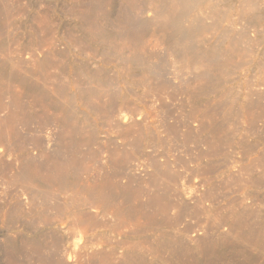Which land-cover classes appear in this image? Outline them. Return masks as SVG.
I'll use <instances>...</instances> for the list:
<instances>
[{
  "label": "rangeland",
  "instance_id": "obj_1",
  "mask_svg": "<svg viewBox=\"0 0 264 264\" xmlns=\"http://www.w3.org/2000/svg\"><path fill=\"white\" fill-rule=\"evenodd\" d=\"M0 264H264V0H0Z\"/></svg>",
  "mask_w": 264,
  "mask_h": 264
}]
</instances>
